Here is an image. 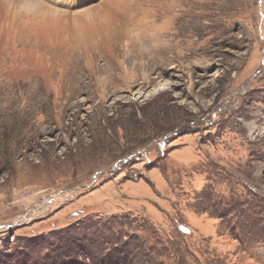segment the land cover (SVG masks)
Masks as SVG:
<instances>
[{
	"label": "rangeland",
	"instance_id": "1",
	"mask_svg": "<svg viewBox=\"0 0 264 264\" xmlns=\"http://www.w3.org/2000/svg\"><path fill=\"white\" fill-rule=\"evenodd\" d=\"M111 1L0 0V264H264V0Z\"/></svg>",
	"mask_w": 264,
	"mask_h": 264
},
{
	"label": "bare ground",
	"instance_id": "2",
	"mask_svg": "<svg viewBox=\"0 0 264 264\" xmlns=\"http://www.w3.org/2000/svg\"><path fill=\"white\" fill-rule=\"evenodd\" d=\"M107 2L104 4H101L103 7L99 8H94L91 11H86V12H80L79 14H77V16L74 18V26L75 27V32L78 36H84V34L89 35L91 32H94V30H99V31H103L105 29L106 26H108L109 22L108 21H112L114 22V12L116 10L122 9L123 8V4L126 7V3H124V1L121 3V5L119 6L118 2H113L111 0H106ZM101 11V12H99ZM114 11V12H113ZM120 12V11H118ZM57 14V13H56ZM118 14V13H117ZM58 16V14H57ZM61 16V15H60ZM59 17V16H58ZM74 17V16H73ZM113 17V18H112ZM27 17L25 16V19ZM30 18V17H29ZM22 19V18H21ZM31 19V18H30ZM29 22V19H26ZM38 20V19H37ZM43 20V19H42ZM57 21V19H56ZM32 22V20H31ZM35 22V21H34ZM33 22V23H34ZM112 23V24H113ZM111 24V23H110ZM114 26V25H113ZM72 27V28H73ZM111 27V26H110ZM109 29V28H108ZM107 29V30H108ZM111 30V29H110ZM73 31V30H72ZM109 31V30H108ZM102 33V32H101ZM86 35V36H87ZM81 38V37H79ZM87 38V37H86ZM85 38V39H86ZM77 39V38H76ZM78 41V40H77ZM83 41V40H82ZM84 42V41H83Z\"/></svg>",
	"mask_w": 264,
	"mask_h": 264
}]
</instances>
